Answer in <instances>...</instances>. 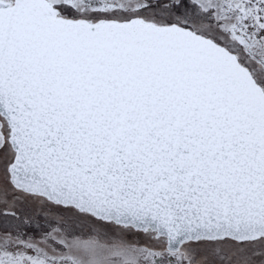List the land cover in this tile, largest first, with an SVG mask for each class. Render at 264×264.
I'll use <instances>...</instances> for the list:
<instances>
[{"label": "snow or ice", "instance_id": "obj_1", "mask_svg": "<svg viewBox=\"0 0 264 264\" xmlns=\"http://www.w3.org/2000/svg\"><path fill=\"white\" fill-rule=\"evenodd\" d=\"M0 264H264V0H0Z\"/></svg>", "mask_w": 264, "mask_h": 264}]
</instances>
